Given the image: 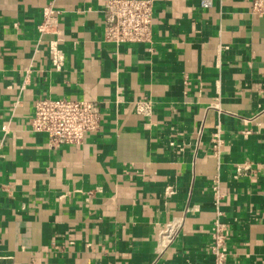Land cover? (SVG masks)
<instances>
[{
	"label": "crops",
	"instance_id": "crops-1",
	"mask_svg": "<svg viewBox=\"0 0 264 264\" xmlns=\"http://www.w3.org/2000/svg\"><path fill=\"white\" fill-rule=\"evenodd\" d=\"M105 1L0 0V264H212L216 219L226 264H264V16L152 0L150 42L113 45ZM39 98L96 103L97 132L50 148Z\"/></svg>",
	"mask_w": 264,
	"mask_h": 264
},
{
	"label": "built area",
	"instance_id": "built-area-1",
	"mask_svg": "<svg viewBox=\"0 0 264 264\" xmlns=\"http://www.w3.org/2000/svg\"><path fill=\"white\" fill-rule=\"evenodd\" d=\"M202 9H209L212 0H199ZM152 0H106L101 10L103 16L102 40L107 44H144L150 42L152 21ZM251 14L264 16V0H251ZM57 12L51 4L42 9V20L37 27L39 34L52 33L55 29L54 18ZM137 114L148 116L153 104L147 99L134 102ZM97 104L89 100H52L39 98L34 101L33 115L29 126L36 133L47 136V145L57 148L61 145L78 146L86 135L97 132L99 128ZM213 150L221 144L218 134L212 138ZM179 223L168 224L158 235L168 242L177 235ZM209 254L212 264H226L228 251L226 233L216 219L210 231Z\"/></svg>",
	"mask_w": 264,
	"mask_h": 264
}]
</instances>
